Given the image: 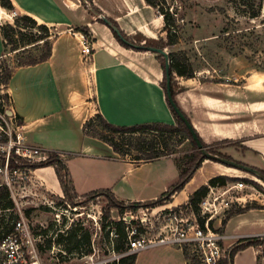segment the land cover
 Masks as SVG:
<instances>
[{"label": "crops", "instance_id": "obj_1", "mask_svg": "<svg viewBox=\"0 0 264 264\" xmlns=\"http://www.w3.org/2000/svg\"><path fill=\"white\" fill-rule=\"evenodd\" d=\"M11 1L19 15L46 24L53 35L51 57L16 67L6 85L11 114L25 142L65 158L73 192L78 196L110 190L125 203L160 197L179 180L181 170L174 156L136 163L86 134L84 126L97 113L121 126L176 124L162 84L165 72L159 53L123 45L104 22V18L113 19L131 42L145 44L147 40L166 39L163 15L146 0H88L89 4L84 0ZM9 11L0 3V58L5 53L2 25L14 23L7 16ZM80 33H89L92 38L89 55L83 53ZM195 74L191 78L176 74L172 83L178 106L201 140L238 162L264 170V74L251 73L240 77L241 81H207L201 79V73ZM227 168L231 167L206 159L164 205L188 203L195 190L213 177L226 175ZM29 175V191L64 194L55 166L30 170ZM199 175L202 180L189 189ZM261 212L264 209L251 208L232 215L223 227L226 245L264 236V231L241 232L253 229ZM250 248L255 250L258 264L256 246L238 251L233 264H240L239 258ZM133 264L190 263L178 246L156 244L136 252Z\"/></svg>", "mask_w": 264, "mask_h": 264}, {"label": "rangeland", "instance_id": "obj_2", "mask_svg": "<svg viewBox=\"0 0 264 264\" xmlns=\"http://www.w3.org/2000/svg\"><path fill=\"white\" fill-rule=\"evenodd\" d=\"M175 1L178 3L174 11L178 15L174 16L175 26L172 31L177 32L179 38L174 48L164 49L167 53L176 52L182 61L190 62L195 73H201L202 80L235 81L237 79L241 81L240 77L251 73L264 74V0H166L168 9ZM257 11L258 16H251ZM17 30L16 33H12L14 43L7 41L4 56L0 58V145L9 138V133L15 134L17 131L16 118L11 114L10 97L6 91V85L3 84L6 72L8 68L18 67L21 62L28 63L38 58L45 51L42 42L36 45L29 44V38L32 35L40 34L38 29L17 28ZM161 39L164 38H160L159 43L163 44L167 41V34L162 43ZM14 47L21 49L13 50ZM173 77H176V74ZM102 129L100 123L96 121L87 132L94 135ZM178 140L177 137L171 141V148L175 150L171 156L183 165L197 151V147L190 139L185 138L181 143ZM1 151L0 149V169L3 165ZM135 155L137 151L133 149L126 157L132 158ZM62 158L65 159L63 156ZM226 171V175L233 179L228 181L224 188L229 190L224 197L235 201L230 210L244 207L264 209V181L238 168L231 167ZM3 176V172L0 171V182L3 181ZM201 180L202 177L197 176L189 189ZM238 183L243 185L240 186ZM29 184L28 181L27 185ZM24 195L20 198L24 202L23 213L35 231L43 232L49 229L50 234L57 232L60 228L83 227V230H87L91 235L92 250L86 255L95 252L93 259L99 264L117 263L118 254L127 247V243L121 240L122 242L119 243L123 245V249H115L119 235L116 234L115 228L112 233L108 225L114 227V222L122 221L128 226L126 230L129 234L143 235L147 239L155 240L166 234L167 223L176 224V221H170L171 209L179 214V207H182L185 210L182 216L191 217L190 212L186 211L188 207L186 203L178 206H140L136 209L128 207L122 213L119 208L110 206V200L105 195L78 196L72 192V197L68 198L64 194L60 196L48 192L37 195L34 191H29V188ZM236 197H240L238 202ZM74 207L79 208L74 210ZM228 211L214 218L211 226L223 232V221ZM107 213L109 216L105 218ZM261 213L263 214L258 215L260 220L256 221L257 225L253 226V229L245 228L241 232L264 231V212ZM125 214H127V222L121 219ZM196 216L199 221L203 219L200 210ZM56 219H60V222ZM140 227L143 229L142 232L139 230ZM262 238L264 239V236ZM237 244L238 241L233 246ZM256 247L259 250L258 264H264V240ZM86 250L88 251L89 248L86 247ZM255 255L254 249H248L239 258V263L257 264ZM50 258L49 250L41 253L43 264H48ZM86 261L91 260L88 257ZM73 263L78 264L77 261Z\"/></svg>", "mask_w": 264, "mask_h": 264}, {"label": "trees", "instance_id": "obj_3", "mask_svg": "<svg viewBox=\"0 0 264 264\" xmlns=\"http://www.w3.org/2000/svg\"><path fill=\"white\" fill-rule=\"evenodd\" d=\"M148 4L157 8L158 11L163 15L165 20V27L164 30L167 33V41H164L163 44L159 43L158 40H147L145 44H138L131 42L126 34L120 29L118 24L111 18H107L114 26H116L121 36L118 33H115L118 40L125 46L138 49V50H148L149 47H157V48H164L166 46L174 45L178 41L177 32L173 33V27L175 26V18L171 16V13L166 6V0H146ZM235 1V0H231ZM0 3L3 7L12 10L14 8L13 3L11 0H0ZM247 4V3H246ZM167 8V9H166ZM98 12V10L96 9ZM259 15V12H254L251 16L256 17ZM105 22V21H104ZM17 28H30V29H38L40 34L32 35L29 38L30 45H36L39 43H43L45 46V51L36 59L26 63L21 62L19 66H28V65H35L40 62H44L48 60L52 55V39L53 35L51 34V28L46 24L39 23L36 19L29 15H19L14 23H5L2 25V34L4 36V45L6 47L7 41L14 43V39L12 33H16L18 30ZM129 41L134 44H138L139 47H135L130 45L126 41ZM20 47H14L13 50H20ZM170 59V75H171V93L172 97L175 100V90L173 87V72L178 74L179 76L184 77H194L195 70L190 65L186 59L185 63L180 59V56L176 52L168 53ZM159 58L162 61L164 66V81L163 87L167 94V75H166V68H165V58L163 55H159ZM15 68H8L6 72V76L4 79L3 84L7 85L12 77ZM167 100L171 110L173 111L174 115L176 116V124H167V123H160V122H148V123H141L135 124L131 126H121V125H114L109 123L100 113H97L93 119H90L84 126L86 134H88V129L90 126L93 125L94 122L98 121L102 126V131L95 133L94 137L101 139L102 141L108 143L116 153L124 158L131 153L134 149L137 151V155L132 158H129L136 163L140 162H149L154 161L163 157H169L174 154L175 150L171 148V141L173 138H179L178 142H183V140L190 139L193 145L197 147V151L193 153L191 158L183 165L179 164L180 166V177L179 180L169 187L167 191H165L160 197L151 201L145 202H131L125 203L123 201H119L115 195L110 190H98L88 193L86 195H105L110 200V206H114L119 208V210L123 213L124 210L128 207L131 208H138L140 206L145 207H155L158 205H164L171 201L172 197L182 190L185 185L190 181L193 177L194 173L198 168L201 167L202 163L207 159V157L198 149V146L189 130L185 122L178 116L174 107L172 106L168 95ZM177 104V102H176ZM178 105V104H177ZM185 114V113H184ZM187 117V116H186ZM188 118V117H187ZM190 121V119L188 118ZM191 122V121H190ZM198 134V133H197ZM199 139L201 140L200 136L198 135ZM202 144L204 147L207 148V151L213 154H216L221 157H226L232 159L217 150L215 146H208L202 140ZM53 165L56 168L57 175L59 177L64 195L68 198L72 197L73 187L70 183V177L68 168L65 164V160L60 156L58 152L49 151V158L44 161H21V163H17L15 161V157L10 160L9 166L11 168L15 167H22V168H29V169H36L40 167L50 166ZM263 175L264 170L259 169ZM258 177V176H257ZM264 181L262 177H258ZM228 181H233V179L227 175H219L216 177L211 178L207 184L200 186L197 190H195L189 198L188 203L186 205L190 207L196 214H199V204L201 200L208 194L209 189L211 186L215 185H225ZM251 208L244 207L238 210H229L227 212V217L223 221V227L225 226L227 220L234 214L246 212ZM198 212V213H197ZM109 216V213L105 214V218ZM18 217V214L15 213V203L10 195V191L6 186L0 185V238L8 234L13 230L12 221ZM200 223L204 225L205 219H200ZM212 224V221H211ZM106 226V225H105ZM104 226V228H105ZM113 227V225L111 226ZM126 225L122 222H114V228L116 230V234L119 235V239H117V245L115 247L116 250L123 249V245L119 243L121 240L124 243L128 242V232L126 230ZM49 229H45L43 231L44 234L49 235ZM140 232L143 231L141 227L139 228ZM52 236L46 239V248H50L53 244V237H55V242L58 244H63L70 253H81L88 254L92 250L91 246V235L87 230H83L81 226H75L71 229H67L64 233L63 232H51ZM57 233L55 236L54 234ZM263 238L261 237H248L243 238L238 241V244L234 247L231 252V264H233L234 256L237 254L238 251L246 249L250 246H258L259 244L263 243ZM122 242V241H121ZM86 247L89 250H86ZM186 255V253H184ZM187 258V255H186ZM136 259V253L129 255L127 257H123L119 260V263L113 264H133ZM193 264H200L195 258H193Z\"/></svg>", "mask_w": 264, "mask_h": 264}, {"label": "built area", "instance_id": "obj_4", "mask_svg": "<svg viewBox=\"0 0 264 264\" xmlns=\"http://www.w3.org/2000/svg\"><path fill=\"white\" fill-rule=\"evenodd\" d=\"M84 1L89 4L88 0ZM177 3L175 1L170 5L169 10L173 18L178 15L174 11ZM7 16L15 22L19 13L13 9L9 11ZM79 41L83 47V53L87 55L91 54L92 38L90 34L80 33ZM15 125L17 128L15 134L9 133V138L0 145L3 154V165L0 171L4 174L0 185L6 186L9 189L15 203V213L18 214V217L12 221L13 230L0 238V264H43L41 253L44 250L51 252L48 264H74V261H77L78 264H99L93 259L95 252L91 255H86L83 252L70 253L63 244L55 242V237H53L52 246L46 248L45 241L48 237L52 236V233L46 235L43 232L35 231L27 222V217L23 213L24 202L20 198L25 196L24 193L29 186L27 182H30L29 171L32 169L22 167L11 168L9 163L13 157H15L17 163H21L22 160L28 162L44 161L49 158V151L38 145L25 142L21 127L18 126V123ZM60 156L62 157L61 154ZM238 184L240 186L243 185L242 183ZM224 188L225 185L219 184L211 186L208 194L201 200L199 207L203 219H205L204 225L200 223L196 213L190 207L186 208V211L190 212V218L182 216L185 211L182 207H179V214L171 209L169 213L170 221H176V224L170 225V223H167L165 225L168 228L166 234L155 240L147 239L143 235L138 236L128 233L127 247L118 254L117 263H119L121 258L134 254L151 245L173 244L186 253L190 264H193V258L200 264H231L230 256L235 246L233 244L226 245V235L224 232L211 226V221L223 215L227 210H230L232 204L235 202L224 197L229 191ZM236 200L238 202L240 197H236ZM78 208L74 207V210H78ZM121 219L127 222V214L123 215ZM56 220L60 222V219ZM111 226L108 225L112 229V233H114V227ZM66 230L60 228L57 232L64 233ZM88 257L91 260L90 262L86 261Z\"/></svg>", "mask_w": 264, "mask_h": 264}, {"label": "water", "instance_id": "obj_5", "mask_svg": "<svg viewBox=\"0 0 264 264\" xmlns=\"http://www.w3.org/2000/svg\"><path fill=\"white\" fill-rule=\"evenodd\" d=\"M104 21H105L106 24H108V26L113 31H115L116 33H118L119 36H121L119 29L116 26H114L107 18H104ZM126 42L129 43L130 45L135 46V47H139L138 44H134V43H131L129 41H126ZM148 50L157 52L160 55L164 56L165 61H166L165 68H166V75H167V95H168V98H169L172 106L174 107L176 113L178 114V116L185 122V124L189 128V130H190V132H191V134H192V136H193V138H194V140H195V142H196V144L198 146V149L207 157V159H212L214 161L220 162V163L225 164L227 166L241 169L243 171L249 172V173H251V174H253L255 176L262 177L264 179L263 173L259 169L255 168V167H252L250 165L238 162V161H236L234 159L221 157V156H218L216 154H213V153H210V152L207 151V148L203 146V144H202L201 140L199 139L198 134H197L196 130L194 129L192 123L188 120L186 115L182 112V110L176 104V102L174 101V99L172 97V93H171V75H170V59H169L168 53L164 49L157 48V47H149Z\"/></svg>", "mask_w": 264, "mask_h": 264}]
</instances>
